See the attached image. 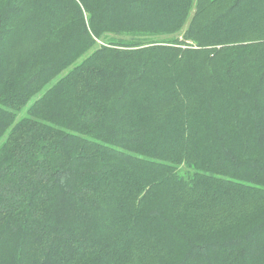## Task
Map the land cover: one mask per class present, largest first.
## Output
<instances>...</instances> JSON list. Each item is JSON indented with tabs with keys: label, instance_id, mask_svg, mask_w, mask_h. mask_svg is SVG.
<instances>
[{
	"label": "trees",
	"instance_id": "16d2710c",
	"mask_svg": "<svg viewBox=\"0 0 264 264\" xmlns=\"http://www.w3.org/2000/svg\"><path fill=\"white\" fill-rule=\"evenodd\" d=\"M0 264H264V0H0Z\"/></svg>",
	"mask_w": 264,
	"mask_h": 264
}]
</instances>
